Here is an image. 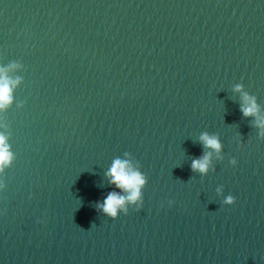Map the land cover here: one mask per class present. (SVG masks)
Instances as JSON below:
<instances>
[{
	"label": "water",
	"instance_id": "water-1",
	"mask_svg": "<svg viewBox=\"0 0 264 264\" xmlns=\"http://www.w3.org/2000/svg\"><path fill=\"white\" fill-rule=\"evenodd\" d=\"M0 67V264H264V129L235 91L264 118V0H0ZM117 158L147 184L113 220Z\"/></svg>",
	"mask_w": 264,
	"mask_h": 264
},
{
	"label": "clouds",
	"instance_id": "clouds-1",
	"mask_svg": "<svg viewBox=\"0 0 264 264\" xmlns=\"http://www.w3.org/2000/svg\"><path fill=\"white\" fill-rule=\"evenodd\" d=\"M12 67H15L13 65ZM8 67H0V111L7 109L13 100V89L20 82L19 79H10ZM235 91L242 92L241 111L245 117H257L256 124L264 129V118L259 117V106L254 97L243 93L242 86L237 85ZM6 127V125H0ZM200 141L206 149L214 150L217 154L221 151V143L217 136L203 133L200 136ZM127 155V154H126ZM212 152L208 151L199 159L192 162L193 171H199L201 174L207 173L211 165ZM15 159L13 152L10 150L8 136L0 132V193H3L7 185L4 179V171L12 165ZM233 166L237 165V161H231ZM109 178V183L114 185L115 190L109 192L103 202L97 203V208L105 216L110 219H117L121 214L129 213V205L134 206L133 210L140 211L143 208L144 200L142 189L147 184V177L130 160L117 158L109 171L106 173ZM218 194L222 193V189H217ZM123 193V194H122ZM236 202V197L228 195L224 197V205H233ZM168 205L171 207L173 201L169 200ZM163 206V205H162Z\"/></svg>",
	"mask_w": 264,
	"mask_h": 264
}]
</instances>
